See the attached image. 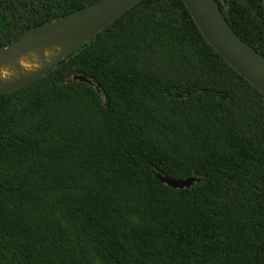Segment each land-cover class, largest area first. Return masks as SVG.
Returning a JSON list of instances; mask_svg holds the SVG:
<instances>
[{
	"label": "trees",
	"instance_id": "obj_1",
	"mask_svg": "<svg viewBox=\"0 0 264 264\" xmlns=\"http://www.w3.org/2000/svg\"><path fill=\"white\" fill-rule=\"evenodd\" d=\"M97 1L0 0V46ZM216 1L264 55V0ZM0 264H264V94L183 0L0 94Z\"/></svg>",
	"mask_w": 264,
	"mask_h": 264
},
{
	"label": "water",
	"instance_id": "obj_2",
	"mask_svg": "<svg viewBox=\"0 0 264 264\" xmlns=\"http://www.w3.org/2000/svg\"><path fill=\"white\" fill-rule=\"evenodd\" d=\"M138 1L98 0L0 46V94L41 79ZM183 1L212 47L264 94V55L235 31L217 1ZM75 78L88 80L81 75ZM157 175L172 187H188L197 180L195 176L176 179Z\"/></svg>",
	"mask_w": 264,
	"mask_h": 264
}]
</instances>
